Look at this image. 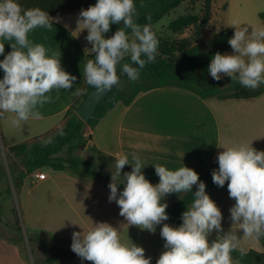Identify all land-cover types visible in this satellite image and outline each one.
<instances>
[{
  "label": "clouds",
  "instance_id": "clouds-1",
  "mask_svg": "<svg viewBox=\"0 0 264 264\" xmlns=\"http://www.w3.org/2000/svg\"><path fill=\"white\" fill-rule=\"evenodd\" d=\"M137 8L134 0H96L94 5L81 9L77 28L87 30L86 41L91 44L94 59L87 60L84 79L98 94L110 91L121 83L120 75L131 82L140 78V70L156 59L159 40L150 23L136 22ZM151 19L150 17L148 18ZM56 18L39 7L23 8L18 0H0V40L10 41L11 51L5 53V43L0 42V118L14 114L11 125L19 126L29 119L41 120L38 110L50 103V93L69 90L77 77L61 66V53L49 54L43 44L33 43L28 34L36 28H51ZM123 25L113 35L105 38L111 25ZM234 35L228 39L233 52L217 51L208 66V73L215 81L230 77L245 89H257L264 84V26H241L234 20ZM251 27V31H250ZM81 30V31H82ZM126 30H130L131 38ZM89 50L85 48V52ZM131 63H122L125 57ZM144 57V58H142ZM133 65H136L134 67ZM118 67L120 75H118ZM59 135H65L60 129ZM51 139L46 143H51ZM218 153V168L211 172L218 187L227 182L229 197L235 201L229 208L232 227L222 228L223 215L217 204L206 193V184L192 168L182 165L170 170L164 165H153L159 182L153 185L145 176L140 156L135 152L119 154L108 184L109 202L119 207V215L141 231L155 234L158 225L164 240V251L156 264H241L246 255L241 240L264 239V150H257L248 143L226 141ZM131 157V160L129 159ZM131 164L130 172H123ZM123 184V190L118 186ZM197 190L192 201L181 214L182 223L173 227L166 212L168 204L162 203L170 194L191 193ZM87 232L72 233L71 250L91 264H151L145 249L133 242L124 243L120 230L108 222L93 223ZM237 226L243 238H238ZM217 238L209 242L213 232ZM131 241V240H130ZM239 252V258L233 253Z\"/></svg>",
  "mask_w": 264,
  "mask_h": 264
},
{
  "label": "crops",
  "instance_id": "crops-1",
  "mask_svg": "<svg viewBox=\"0 0 264 264\" xmlns=\"http://www.w3.org/2000/svg\"><path fill=\"white\" fill-rule=\"evenodd\" d=\"M78 13L51 16L56 18L53 27L29 32V40L43 44L50 55L60 52L62 68L77 80L69 90L54 89L50 93L51 102L38 109L43 115L41 120L29 119L13 126L10 120L14 114L8 113L5 114L7 118H0L7 149L21 143H32L44 136L55 137L64 128L68 113L76 111L82 102L87 90L84 67L93 52L85 39L87 30H82V26L77 28ZM261 13H264V0H213L212 18L199 44L222 30H235L228 26L234 20L240 21L241 26H264ZM0 42L5 43L4 55H7L11 51V42ZM85 48L89 50L85 52ZM232 52L229 48L221 54ZM4 55H0V61ZM2 78L3 70L0 69ZM84 133L89 134V140L77 155L99 168L106 165V160H116L121 153L135 152L144 163L143 173L153 185L159 182L153 167L155 164L170 170L185 165L200 177L223 151L218 146H228L226 141L248 143L257 150H264V94L255 98L219 100L202 99L179 88H157L139 94L128 107L118 105L100 119L95 128L88 127ZM126 166L132 170L131 164ZM39 173V179L30 175L23 182L22 189L28 188V199L22 232L31 243L39 244L42 249L38 246L25 248L20 242L6 241V246L0 244V264H32L28 260L32 255V261L35 259L33 264H91L90 261H81L78 256V261L55 258L46 246L73 252L72 233L87 232L96 222H108L119 229L124 243L142 246L145 256L152 258L151 264H156L164 251V240L160 236L162 225L157 226L155 234L125 225L127 222L119 215L117 204L108 201L110 189L99 180L55 172L49 167L39 169ZM206 193L220 208L222 228L228 232L232 227L229 208L235 201L229 197L227 186L216 187ZM163 223L179 226L168 220ZM233 230L237 231L238 238H243L242 230L237 226H233ZM211 235L217 238L218 233L214 231ZM241 248L245 253L256 251L264 254V239L243 238ZM41 250L50 257L43 259L37 254L42 253Z\"/></svg>",
  "mask_w": 264,
  "mask_h": 264
},
{
  "label": "trees",
  "instance_id": "trees-1",
  "mask_svg": "<svg viewBox=\"0 0 264 264\" xmlns=\"http://www.w3.org/2000/svg\"><path fill=\"white\" fill-rule=\"evenodd\" d=\"M194 0H134L137 8L136 22L143 25L150 23L152 28L163 20L171 12L182 4ZM204 5L201 14L191 12L177 17L169 24V29L176 33H182L190 27L195 30L197 42L192 44L187 38L174 41H159L156 59L153 63H147L140 70V78L131 82L126 75H120L121 83L107 95L99 104L95 114L88 123H84L75 113H68V120L63 128L65 135H56L51 143L32 142L14 145L8 149L14 162L9 166V173L14 178L15 188L21 189L23 182L35 171L46 167L55 172H67L80 177L95 179L103 182L108 187L111 176L100 170L95 163L88 162L77 153L85 146L83 134L86 128H95L100 119L115 109L118 105L130 106L137 96L157 88H179L190 91L202 99L217 98L219 100L255 98L264 94V84L257 89H245L238 82H232L230 77L224 87H220L210 80L208 66L214 54L231 48L228 39L234 35L235 30L225 29L215 34L208 40V44L202 47L199 41L202 40L212 18L213 0H203ZM23 8L39 7L54 16L62 13L79 12L82 8L87 9L94 5L96 0H18ZM151 18L150 20L148 18ZM264 19V13L260 14ZM123 25H111L110 32L105 34L109 38ZM246 26V25H244ZM131 35L130 30H126ZM95 53L89 56L94 59ZM144 58V57H142ZM122 63H131L130 57H125ZM136 67V65H133ZM199 71L201 74L199 75ZM87 85V90L82 100L93 90ZM66 155H62L63 152ZM115 160V159H110ZM218 168L217 160L199 178L206 184V192L218 187L213 183L211 172ZM131 170L125 166L123 172ZM227 186V182L225 183ZM124 185L120 184L118 189L123 190ZM197 190L193 186L191 193L170 194L169 201H162L168 204L166 212L169 222L180 225L181 214L187 210V205L192 201V194ZM211 236V235H210ZM42 244H45L41 241ZM46 248L55 258H65L78 261L73 252L47 245ZM234 258H239V252H234ZM243 264H264V254L256 251H249L242 258Z\"/></svg>",
  "mask_w": 264,
  "mask_h": 264
},
{
  "label": "rangeland",
  "instance_id": "rangeland-1",
  "mask_svg": "<svg viewBox=\"0 0 264 264\" xmlns=\"http://www.w3.org/2000/svg\"><path fill=\"white\" fill-rule=\"evenodd\" d=\"M203 5V0L187 2L163 18L162 21L152 28L156 33L158 40L174 41L187 38L192 44H195L197 42V38L195 36V30L193 27L188 28L182 33L176 34L169 29V24L177 17L189 14L191 12L201 14ZM207 44L208 41H205L201 43V46L205 47ZM52 138L54 137L44 136L33 142H46ZM6 145L7 144L3 138L0 126V244L6 246V241H16L20 242L25 248L35 249L36 246L41 248L39 244L31 243L29 241V237H27V235L22 232L24 229L23 218L26 214L28 188H21L19 190L15 188L14 178L9 173V166L14 162V158L9 154ZM62 155H66V152L64 151ZM105 163L106 165L101 167L100 170L105 173H109L111 176V171H114L115 160H106ZM164 201L170 202L169 196H167ZM27 251L28 255L30 256L29 249ZM37 254L42 255L43 259L50 257L46 251H42V253L40 252V254ZM32 257H34V255L30 256L28 260L35 263V259L33 258L32 261Z\"/></svg>",
  "mask_w": 264,
  "mask_h": 264
},
{
  "label": "water",
  "instance_id": "water-1",
  "mask_svg": "<svg viewBox=\"0 0 264 264\" xmlns=\"http://www.w3.org/2000/svg\"><path fill=\"white\" fill-rule=\"evenodd\" d=\"M119 68V67H118ZM201 72L199 71V75ZM210 80H212L215 84H217L220 87H224L226 85V81L221 79L220 81H215L212 79L211 76H209ZM114 88V87H113ZM113 88L105 92L103 94H98L95 89H93L84 100L80 103V105L77 107L75 113L76 115L84 122L88 123L90 119L95 114L99 104L107 97V95L113 90ZM209 242L211 243L216 238L214 236H209Z\"/></svg>",
  "mask_w": 264,
  "mask_h": 264
},
{
  "label": "built area",
  "instance_id": "built-area-1",
  "mask_svg": "<svg viewBox=\"0 0 264 264\" xmlns=\"http://www.w3.org/2000/svg\"><path fill=\"white\" fill-rule=\"evenodd\" d=\"M89 140V134L88 133H84L83 134V142H85V143H87V141ZM31 177L33 178V179H39L40 178V173H39V170H37V171H35L32 175H31Z\"/></svg>",
  "mask_w": 264,
  "mask_h": 264
}]
</instances>
